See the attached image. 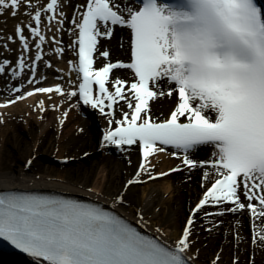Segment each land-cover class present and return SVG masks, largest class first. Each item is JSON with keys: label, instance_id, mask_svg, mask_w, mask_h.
<instances>
[{"label": "snow or ice", "instance_id": "snow-or-ice-1", "mask_svg": "<svg viewBox=\"0 0 264 264\" xmlns=\"http://www.w3.org/2000/svg\"><path fill=\"white\" fill-rule=\"evenodd\" d=\"M65 7L62 0H0V18L16 21L14 34L0 35V48L9 54L10 43L19 48L15 61L0 59V77L7 78L0 109L38 95L59 97L50 110L59 113L62 127L77 106L75 99L106 118L102 147L135 151L138 161L107 207L0 188V240L33 264H197L199 250H192L197 225L212 233L226 215H246L251 245L264 247V5L258 0H143L133 10L126 0H83L71 18ZM117 27L130 30L127 61L113 58L105 45L116 38ZM45 45L61 60L68 51L74 57L67 60L66 72L55 69L59 82L51 86H43L48 77L39 71L41 63L53 68ZM119 46L124 47L123 40ZM163 98L174 106L157 115L153 102ZM37 109L49 110L43 99L35 103ZM161 154L178 163L158 170ZM31 166L28 159L23 168L27 172ZM184 169L202 171V192L175 240L164 238L162 228L152 227L141 210L135 214L138 226L119 213L130 186ZM10 179L0 177V183ZM104 199L98 191L97 200ZM256 221L262 226L257 228ZM240 226L237 219V247L244 239ZM141 228H152L153 234ZM219 261L217 253L209 264ZM232 264H240L238 256Z\"/></svg>", "mask_w": 264, "mask_h": 264}, {"label": "rangeland", "instance_id": "rangeland-1", "mask_svg": "<svg viewBox=\"0 0 264 264\" xmlns=\"http://www.w3.org/2000/svg\"><path fill=\"white\" fill-rule=\"evenodd\" d=\"M66 4L64 11L67 9V0H62ZM83 0H76V5L82 3ZM16 21L10 17L6 19L0 18V35H11L14 34V26ZM70 27V25H68ZM51 36V32L48 33ZM128 50H129V39ZM0 43H3L0 41ZM70 40L66 33L65 47L69 45ZM10 47L13 51L19 49L16 44H11ZM45 52H50L51 62L53 68H60L63 71H67L68 65L67 60L72 59L73 56L68 51L63 60L57 58L52 54L54 49L50 50V47L45 45ZM35 49L33 48V53ZM6 53L0 48V59H3V54ZM19 54L14 55V60ZM55 60V61H53ZM43 64V63H41ZM59 75L56 71L51 73L47 82L52 85L59 82L54 79L55 76ZM73 79H75V73H73ZM36 97V96H35ZM54 99L59 97H53V100H48L45 97V106L51 105ZM164 101L163 99H160ZM36 98L30 97L27 100L18 102L15 105L7 109H0V113H4L7 110H14L15 107L25 104L26 107L34 108ZM23 112H18L17 109L13 111V115H17L18 118L12 121L9 125L8 122L0 124V172L16 174L19 169L24 165L25 161L32 159V169L37 168V175L47 173L48 170L53 175L67 180H76L80 183L89 181L93 177H96L103 169L101 164V158L103 153L97 148V139L99 138L100 132L104 122L102 118H105L98 110L92 109L90 106H85L83 110L84 115L82 116L83 121L90 123L88 129L92 132L88 140L90 142V151L77 153H67L64 148L70 146L68 143L59 142L61 134L57 133V130L52 127L51 132L44 133V129L48 126L51 127L54 124L56 118V112L50 113L45 119V122L41 123L34 120V116L39 113V110L31 109V114L25 113L24 107ZM19 110V109H18ZM30 111V110H29ZM153 111L157 112L156 105L153 106ZM19 113V114H18ZM11 114V113H10ZM19 119V120H18ZM47 127V128H48ZM37 142V145H35ZM59 142V143H58ZM87 153V155H85ZM109 156H117L119 154H130L127 152H121L112 146ZM67 157V162H64ZM93 162V163H92ZM81 165L82 171L77 170V166ZM83 167L89 168V171H84ZM36 170V171H37ZM107 174H112L110 169H106ZM159 170V169H158ZM193 171L189 172L184 169L180 172L172 173L169 177H165L163 180L156 182H149L147 184L135 185L137 189L129 194H125V200L127 204L123 207L127 210L135 209L133 205L138 206L143 203L146 199L149 185H154L160 191V195L163 198V208L172 213L174 217L173 224L168 225L166 228H162L163 233L167 234V231L172 233L173 237L176 238L179 233L184 220L186 219L189 209L194 205L200 196L201 189V178L193 177ZM174 174H177L176 176ZM190 180V181H188ZM113 187V183H109L106 191L110 193ZM224 225L219 229L213 230L212 233L204 231L202 227L197 225L195 232L198 234L194 236L195 243L192 245V250L195 252L199 250L197 264H209L214 259L215 255L219 253L220 261L219 264H232L233 256L239 257L240 264H249V257H251V264H264V247L253 246L250 243V227L248 217L244 216H233L229 217L226 215L222 218ZM239 219L240 227L238 228L239 235L244 239L237 247L233 241V224ZM257 228L261 227L259 221L255 222ZM0 264H8L0 261Z\"/></svg>", "mask_w": 264, "mask_h": 264}, {"label": "bare ground", "instance_id": "bare-ground-1", "mask_svg": "<svg viewBox=\"0 0 264 264\" xmlns=\"http://www.w3.org/2000/svg\"><path fill=\"white\" fill-rule=\"evenodd\" d=\"M68 6L65 12L67 13L68 17L71 18L73 15V7L76 5V0H67ZM126 3L129 7H132L133 10L138 8V6L134 3L132 0H126ZM68 26V25H67ZM65 39H66V33L62 36L63 45L65 46ZM127 39H129V50H128V42ZM120 40H123L124 47L120 48ZM2 44V43H0ZM105 45L110 47L113 51V58H116L117 56L124 61L128 60V53L130 51V30H124L117 27L116 29V38H114L110 42H105ZM49 47L48 45H46ZM48 49H45L47 51ZM46 53V59H51L53 55H50V52ZM19 54V49L13 51L12 53H4L3 58H8L9 60H14V55ZM74 59V57L72 58ZM55 61V60H53ZM39 71L42 75H46L48 78L51 73H54V69H46L43 64H40ZM123 74V73H121ZM129 79H131L129 77ZM6 77H0V102H3L4 97L7 95V93L4 91V89L7 87L6 84ZM49 80V79H47ZM47 80L44 82L43 86H51L52 84L47 82ZM75 80V79H74ZM13 84L16 83V81H12ZM78 83V82H77ZM36 98V100L43 99L45 100V96H36L33 97ZM165 99V100H164ZM59 99H54L52 103H58ZM164 101L158 100L156 102H153V106L156 105L157 112H155L157 115H160L162 113L166 114L169 109H171L174 106V101L168 98H163ZM73 104H76V107H73L71 111L69 112V116L67 120L65 121V124L61 127L58 124V116L59 113L56 112V118L54 120V124L51 127H46L44 129V133L51 132L52 127L57 130V133L61 134V138L59 139V142H65L68 143L70 146L68 148H64V151L67 150V153H77L81 154L85 151H90L89 148V140L88 137H90V134L92 133L88 127L90 125L89 122L83 121L82 116L84 115L83 110L84 105L82 102L77 104V101L74 99L72 101ZM24 107L25 113L30 116L31 109L30 107H26L25 104L17 106L14 108V110H7L3 113V119L4 123L8 122L9 125L12 121L17 120L18 116L15 114L13 115V111L17 109L18 112H23L22 109ZM68 104L64 105V108H67ZM46 108L49 110L45 111L44 113H38L36 116H34V120L41 124L39 125L41 127L42 123L45 122V119L50 115V113L54 112L51 111V105L47 104ZM19 109V110H18ZM30 110V111H29ZM11 113V114H10ZM19 114V113H18ZM118 115V114H117ZM43 117V118H41ZM19 120V119H18ZM105 121V122H104ZM102 122H104V125L102 127V131L100 132L99 138L97 139V148L101 150L103 153V158H101V164H102V170L101 173H99L96 177H93L92 179H89V181L86 182H78L76 180H67L65 178H60L58 176H55L52 174L50 170H48L47 173H44L42 175H37L36 172H38L37 168H30L29 171H25L23 166L19 169V171L14 174L11 173H5L0 172V177H10L11 179L6 183H0V188H12V189H18V190H29V191H37L39 193H47L50 195H67V196H73L75 199L82 200L84 202H98L101 203L104 206H109L111 197L113 194L119 192L122 190V186L126 182V180L132 175L135 166L138 161V154L137 152H131L130 154L124 155L119 154L117 156H109V152L112 150V146L109 147H102L101 141H102V134L105 128L108 127L106 118H102ZM82 130V131H81ZM58 142V143H59ZM35 145H37V142H35ZM206 153L201 152L199 155L203 157ZM195 155V154H194ZM129 158L132 161V164L129 165L128 160ZM93 163V162H92ZM178 163L177 160L174 158H171L167 155L161 154L158 169L166 171L171 167H175V165ZM82 166L78 165L77 170L82 171ZM110 169L112 171V174L109 176L107 174L106 169ZM84 171L88 170L89 168L83 167ZM37 170V171H36ZM193 177L201 178L202 177V171L201 170H194L192 173ZM175 176L177 174H174ZM33 177H39L38 180H34ZM190 181V180H188ZM109 183H113V187L108 193L106 191V188L108 187ZM92 187L94 188V191L89 193L87 191V188ZM137 188L134 186H130V190L127 191L125 194H129L133 191H135ZM100 192V194L105 198L104 200H97V192ZM201 195V194H200ZM127 204V202L125 203ZM135 209L129 210L125 209L124 207H121L118 209L119 213L128 218L131 222H133L134 226L136 225L135 222V214L137 210L143 211L145 214L146 219L148 217H151V225L152 227H155L159 225L161 228H166L168 225L173 224L174 217L172 216V213L168 212V210H165L163 208V198L160 195V191L157 189L154 185H149L148 192L146 194V199L143 201L141 205H133ZM158 209V211H157ZM229 217H233L232 215H228ZM141 231L145 232V234H153L152 228H149L147 230L140 229ZM167 234H164V238L171 240H175L170 233V231L166 232ZM1 257V256H0ZM17 264H26L23 263L24 260L16 261Z\"/></svg>", "mask_w": 264, "mask_h": 264}, {"label": "water", "instance_id": "water-1", "mask_svg": "<svg viewBox=\"0 0 264 264\" xmlns=\"http://www.w3.org/2000/svg\"><path fill=\"white\" fill-rule=\"evenodd\" d=\"M7 254V257H8V259L10 260V261H21L22 262V260H24V262L23 263H28V262H30V260L29 259H27V258H25L24 256H20V255H17V254H15V253H12V252H7L6 253Z\"/></svg>", "mask_w": 264, "mask_h": 264}]
</instances>
